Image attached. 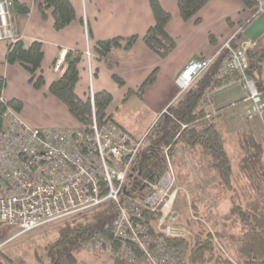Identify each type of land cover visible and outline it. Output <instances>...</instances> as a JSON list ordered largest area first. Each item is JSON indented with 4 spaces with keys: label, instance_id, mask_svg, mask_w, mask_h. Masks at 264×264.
Wrapping results in <instances>:
<instances>
[{
    "label": "trees",
    "instance_id": "16d2710c",
    "mask_svg": "<svg viewBox=\"0 0 264 264\" xmlns=\"http://www.w3.org/2000/svg\"><path fill=\"white\" fill-rule=\"evenodd\" d=\"M210 1L176 0L181 20L184 22L193 20L195 24H199L198 15ZM239 1L246 9L251 10L252 16L257 12L260 2L264 10V1ZM148 2L153 14V24L144 35L141 38L134 35L127 38L115 37L95 41L93 49L97 60L105 62L109 68H112L117 64L111 61L114 53L129 52L139 39L159 59H165L173 52L177 42L167 31L171 14L161 6L159 0H148ZM37 4L42 19H50L55 31L65 29L76 20L74 7L69 0H38ZM9 9L15 16L29 13L27 4L20 0H9ZM252 20L254 19L250 18L249 22L238 23L242 33L239 38L232 41L234 49L239 46L238 42L244 39L243 32ZM6 45L4 63L18 64L27 73L28 84L34 90H41L45 86L42 72L44 58L42 42L32 41L25 44L20 40ZM246 56L248 69L245 71V78L253 82L259 94L264 95V37L247 48ZM230 58L228 51L220 52L191 86L166 107L167 113H161L149 127L135 159L131 175L127 179L124 189L126 195L141 198L147 191L142 181L156 182L167 170V158H170L173 164L176 163L178 148L189 149L191 152L197 151L201 164L216 174L217 186L232 188L233 169L230 157L216 126L218 118L231 108V105L211 108L208 97L228 82L242 79V75L235 71L228 70L223 73V68ZM57 60L59 57L54 60L51 67L56 66ZM84 62L83 52L78 49L68 50L62 58L60 74L49 84L48 92L66 108L78 125L90 128L93 115L89 91L84 97H80L76 92L80 81V68ZM157 74L158 68L149 74L139 88L128 90L123 101L132 95L142 100L145 89L155 82ZM112 79L119 88L124 87L121 78L113 75ZM5 86V79L0 76V90ZM93 101L98 126L103 127L113 122V116L108 112L113 101L112 95L107 91L96 92ZM9 105L21 112L22 103L19 100L12 99ZM198 197L190 195L191 213L196 221L187 218V224H197L193 233V242L186 238L165 237V243L173 247L189 248V264H236L216 250L213 243L216 237L219 241L229 240L233 243L237 253V264H264V193L249 198L243 204L232 200L229 213L222 216L220 222L216 224L214 222L215 227L222 223L223 229L216 230L214 227L213 231L206 229L204 218L207 216L202 217L198 204L195 203ZM114 218V207L106 205L69 220H62V224L57 228L56 238L46 244L43 257L37 260L38 264H78L77 255L83 249V242L96 234L110 236ZM145 218L152 226L158 221L159 215L147 213ZM224 220L227 222L224 223ZM0 264H16V262L0 251ZM112 264L128 263L112 261Z\"/></svg>",
    "mask_w": 264,
    "mask_h": 264
},
{
    "label": "built area",
    "instance_id": "2783aa9c",
    "mask_svg": "<svg viewBox=\"0 0 264 264\" xmlns=\"http://www.w3.org/2000/svg\"><path fill=\"white\" fill-rule=\"evenodd\" d=\"M8 4L9 0H0V44L22 39L13 27ZM261 13L264 10L260 3L257 14ZM233 38L223 46L231 55L226 67L243 77L251 106L242 119H250L264 112V98L245 78L246 50L250 45L234 49ZM85 58L89 65L93 59L90 51L85 52ZM213 60L189 62L176 80L179 94ZM88 72L92 83V70L89 68ZM90 97V128H33L9 105L3 89L0 90V226L29 233L51 222L112 205L115 218L111 235L96 234L86 239L82 244L84 250L128 264H189V248L169 246L164 240L185 235L177 225L178 214L162 211L168 205V195L176 199L180 189L170 159L167 158V170L156 182L142 181L147 188L144 196L126 195L127 179L143 139H135L113 122L99 127L92 90ZM147 213L160 214L158 230L147 223ZM214 244L218 245L217 239Z\"/></svg>",
    "mask_w": 264,
    "mask_h": 264
},
{
    "label": "crops",
    "instance_id": "0c3cea01",
    "mask_svg": "<svg viewBox=\"0 0 264 264\" xmlns=\"http://www.w3.org/2000/svg\"><path fill=\"white\" fill-rule=\"evenodd\" d=\"M20 1L27 4L29 13L15 16L9 9L13 27L25 44L32 41L42 42L44 52L42 72L45 86L41 90H34L28 84L27 73L18 64H5L7 45L2 43L0 44V76L6 83L3 94L8 100L16 99L22 103L20 112L22 118L33 128L75 127L78 124L66 108L48 92L49 84L60 74L63 53L73 49L81 52L89 51L91 42L95 43L97 40L127 38L134 35L141 38L153 24L149 2L148 0H69L74 7L76 20L65 29L55 31L50 19H42L38 11V0ZM159 2L171 14L167 31L177 42L173 52L167 58L159 59L139 39L129 52L118 51L114 54L111 61L117 64L112 68H109L105 62L97 60L94 55L95 58L90 66L84 59L85 62L80 68V81L76 88L80 97H84L89 91L90 68L94 74L92 82L94 78L96 81V92L107 91L113 97L108 112L113 116L114 124L135 139L143 138L163 110L178 98L176 80L184 67L191 61L216 57L223 45L234 36L239 28L238 23L249 22L252 18L251 10L246 9L239 0H211L198 15L200 23L195 24L193 20L188 22L181 20L176 0H159ZM238 44L241 47L248 46L249 42L242 39ZM57 57L59 60L53 68L51 65ZM157 68V78L145 89L142 100L132 95L123 101L128 90L139 88ZM225 69L223 68V72L226 71ZM113 75L123 80V88H119L113 81ZM208 97L211 108L231 105V108L216 121L219 132V126L231 130V126L241 120V117L235 113L236 107L241 102L246 104L247 109L251 106L243 80L230 81ZM113 105L116 106L115 109L113 107L116 114L112 112ZM127 115L137 117L133 127H128L123 122V120L127 122ZM175 171L177 174V170ZM177 180H179L178 175ZM191 194L195 195L193 192Z\"/></svg>",
    "mask_w": 264,
    "mask_h": 264
},
{
    "label": "rangeland",
    "instance_id": "374dc122",
    "mask_svg": "<svg viewBox=\"0 0 264 264\" xmlns=\"http://www.w3.org/2000/svg\"><path fill=\"white\" fill-rule=\"evenodd\" d=\"M93 47L94 43L91 42L89 51L92 55L94 54ZM95 83V78L92 83L89 81V88L93 92H96ZM113 107L115 109L116 106L111 107L112 112L116 114ZM236 108L235 113L243 117L247 109L246 104L241 102ZM126 119L127 122L125 120L123 122L128 127H133L132 125L137 121L135 116L127 115ZM231 127L230 130L228 127V129H222L219 126L233 169L231 189L217 186L215 173L201 164L197 151L191 152L185 148L176 150L174 168L177 170L179 179L177 187L180 189L176 196L178 198L177 200L171 199L168 195L165 199L168 205L162 211L164 213L173 211L180 215L177 225L185 231L183 238L190 242H193V233L197 224H187V218L196 221L191 213V203L187 200V194L191 195L193 192L196 198L199 196L195 203L198 204L202 217L207 216L204 218L206 229L213 231L215 224L222 220V216L229 213L232 200L243 204L249 198L264 193V112L250 119H241ZM61 222H51L32 232L22 234L14 227L0 226V251L13 259L16 264H38L37 260L43 257L46 244L56 238L57 228L62 224ZM226 222L224 220V223ZM219 226L215 229L222 230V223H219ZM152 228L158 230V221L152 224ZM214 246L218 252L224 250L229 259L238 263L232 242L218 240V245L214 244ZM77 259L78 264H112L111 260L89 253L84 249L77 255Z\"/></svg>",
    "mask_w": 264,
    "mask_h": 264
},
{
    "label": "water",
    "instance_id": "95a60500",
    "mask_svg": "<svg viewBox=\"0 0 264 264\" xmlns=\"http://www.w3.org/2000/svg\"><path fill=\"white\" fill-rule=\"evenodd\" d=\"M243 37L255 43L264 37V13L253 20L243 32Z\"/></svg>",
    "mask_w": 264,
    "mask_h": 264
}]
</instances>
